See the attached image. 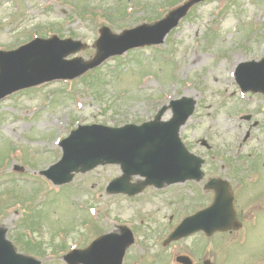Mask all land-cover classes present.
Here are the masks:
<instances>
[{"label": "rangeland", "instance_id": "374dc122", "mask_svg": "<svg viewBox=\"0 0 264 264\" xmlns=\"http://www.w3.org/2000/svg\"><path fill=\"white\" fill-rule=\"evenodd\" d=\"M82 1L0 0V50L55 34L84 42L86 48L68 58L76 55L86 60L95 52L93 43L102 25L119 33L158 19L172 8L171 3L178 5L185 0ZM118 4L124 5L125 17L108 22L103 13ZM263 56L264 0H204L159 46L129 50L104 61L97 72L72 81L53 80L1 99L0 164H4L0 168V225L7 228V238L16 243L15 230L23 210L44 206L43 223L35 224L33 234L22 232L31 242H42L45 250L34 255L41 264H66L60 255L87 246L100 234L119 233L117 226L122 224L131 228L135 237L122 264H177L179 254L190 255L194 264H200L204 256L213 257L214 262L220 258L223 263L219 264H264V216L260 214L246 233L245 229L237 233L241 237L219 232L208 241L202 236L201 241L197 233L163 244L187 213L211 200L207 193L202 197L196 193L201 190L198 183L161 190L150 187L130 198L105 191L108 181L121 174L118 165L77 173L62 187L39 174L60 158L59 141L77 125L141 123L152 119L169 100L187 96L196 100V108L180 130L183 142L206 158V176L219 174L241 182L247 174L249 149H264V105L260 94L239 90L234 72L239 63ZM244 114H251L259 125L252 129L250 140L241 144L249 125L240 120ZM169 116V111L164 114L165 119ZM202 139L211 146L209 151L200 145ZM249 164L253 172L248 181L253 185L248 183L247 188L260 204L264 198V157L254 156ZM137 180L138 176L132 177V181ZM244 199L238 196L239 208L244 207ZM22 204L27 207L23 209ZM83 219L93 220V226L81 224ZM59 229L63 232L53 233ZM52 240L54 244L66 240L67 252L52 253Z\"/></svg>", "mask_w": 264, "mask_h": 264}, {"label": "water", "instance_id": "95a60500", "mask_svg": "<svg viewBox=\"0 0 264 264\" xmlns=\"http://www.w3.org/2000/svg\"><path fill=\"white\" fill-rule=\"evenodd\" d=\"M200 0H189L172 11L163 21L155 25L143 24L126 30L122 35L110 33L107 27L101 29V36L96 42L97 53L89 61L79 58L65 60L70 52L78 50L81 45L71 40H58L56 37L33 42L17 51L1 53L15 58V66L0 63V98L28 86L52 78H73L100 64L113 54H121L134 46L159 43L164 35L177 24L188 8ZM35 50V52H32ZM76 66L71 74H63L67 65ZM237 80L243 90L264 93V59L258 63L240 65ZM173 117L160 122L164 106L155 116V120L141 126L129 124L119 128L100 125L80 127L62 142L63 157L50 170L44 171L56 183L70 181L73 171H86L97 164L117 162L121 164L124 175L113 180L108 186L110 192H124L133 195L148 184L161 187L164 182L184 181L187 178L199 179L202 176L200 158L190 154L180 142L179 128L194 109V101L181 99L171 102ZM95 146L91 154V146ZM132 174L146 177L144 182L128 184ZM212 182V183H210ZM216 182V183H214ZM216 189L213 203L204 210L188 216L168 236L165 243L179 239L192 232L203 230L210 235L217 230L236 228L233 196L228 192L223 180L208 183ZM121 235H106L95 240L88 248L74 250L65 255L68 264H122L125 249L133 242L131 231L120 227ZM177 261L189 264L185 256H178ZM0 264H40L39 261L17 254L11 243L4 239V230L0 229ZM208 264V263H205Z\"/></svg>", "mask_w": 264, "mask_h": 264}, {"label": "trees", "instance_id": "16d2710c", "mask_svg": "<svg viewBox=\"0 0 264 264\" xmlns=\"http://www.w3.org/2000/svg\"><path fill=\"white\" fill-rule=\"evenodd\" d=\"M28 245H29L30 247H31V246H34V245H32V244H29V243H28Z\"/></svg>", "mask_w": 264, "mask_h": 264}]
</instances>
